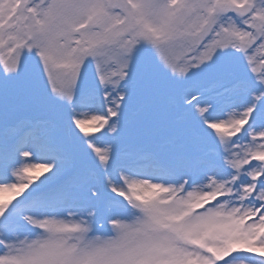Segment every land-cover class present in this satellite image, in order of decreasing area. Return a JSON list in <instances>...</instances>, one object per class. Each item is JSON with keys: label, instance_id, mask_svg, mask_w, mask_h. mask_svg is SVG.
Wrapping results in <instances>:
<instances>
[{"label": "snow or ice", "instance_id": "obj_1", "mask_svg": "<svg viewBox=\"0 0 264 264\" xmlns=\"http://www.w3.org/2000/svg\"><path fill=\"white\" fill-rule=\"evenodd\" d=\"M0 264H264V0H0Z\"/></svg>", "mask_w": 264, "mask_h": 264}]
</instances>
